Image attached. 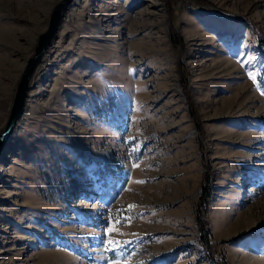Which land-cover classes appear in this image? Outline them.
Returning <instances> with one entry per match:
<instances>
[{"label":"rangeland","instance_id":"rangeland-1","mask_svg":"<svg viewBox=\"0 0 264 264\" xmlns=\"http://www.w3.org/2000/svg\"><path fill=\"white\" fill-rule=\"evenodd\" d=\"M62 1L0 0V134ZM208 1L71 0L1 148L0 264H209L208 164L211 239L264 264V0Z\"/></svg>","mask_w":264,"mask_h":264},{"label":"trees","instance_id":"trees-1","mask_svg":"<svg viewBox=\"0 0 264 264\" xmlns=\"http://www.w3.org/2000/svg\"><path fill=\"white\" fill-rule=\"evenodd\" d=\"M165 4L172 8L175 3H183L188 7H197L201 9H214V6L208 0H164ZM254 26L252 23H247ZM170 39L172 45L175 48L181 49L184 45V39L181 35V32L177 30L174 26L170 27ZM179 80L183 86L184 96L186 97L187 104L190 109V114L193 117L194 121L197 122V126L200 125L198 114L195 110L194 102L191 98L190 87L188 86V81L186 80V75L183 72H180ZM203 131L202 128L199 129ZM213 170H210V165H205L204 169V179L201 185V195L199 197L198 204L195 210V218L197 229L199 232V243L203 249L204 257L209 264H230L225 258L221 256L217 249V244L214 243L211 239L209 224L207 220V209L211 198L213 197ZM254 232V231H251Z\"/></svg>","mask_w":264,"mask_h":264},{"label":"water","instance_id":"water-1","mask_svg":"<svg viewBox=\"0 0 264 264\" xmlns=\"http://www.w3.org/2000/svg\"><path fill=\"white\" fill-rule=\"evenodd\" d=\"M70 2L71 0H63L55 8L52 18H51L50 27L46 31V33H44L40 37L39 44L36 48V53L28 62V65L23 73L22 80L19 84V88L17 91V95H16L15 102L12 108L9 122L5 130L0 134V153H1V148L3 144L9 138L10 134L13 131V128L15 127L17 121L19 120V118L21 117L23 113V109H24L28 91H29V84H30L31 78L34 72L36 71L37 66L41 62L47 47L51 43L52 39L55 37Z\"/></svg>","mask_w":264,"mask_h":264},{"label":"clouds","instance_id":"clouds-1","mask_svg":"<svg viewBox=\"0 0 264 264\" xmlns=\"http://www.w3.org/2000/svg\"><path fill=\"white\" fill-rule=\"evenodd\" d=\"M96 78L98 79V80H100V82L102 83V84H104V85H107V81L106 80H104V76H103V73L102 72H97V74H96Z\"/></svg>","mask_w":264,"mask_h":264}]
</instances>
